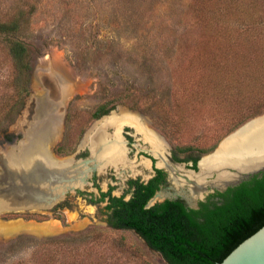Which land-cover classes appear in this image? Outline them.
<instances>
[{"label":"rangeland","instance_id":"374dc122","mask_svg":"<svg viewBox=\"0 0 264 264\" xmlns=\"http://www.w3.org/2000/svg\"><path fill=\"white\" fill-rule=\"evenodd\" d=\"M20 8L26 10L23 33L37 50L23 104L13 121L0 124V134L21 117L35 92V70L49 62L71 84L53 148L61 157L67 156L57 152L61 143L74 147L67 153L73 155L100 134L106 140V128L113 126L104 122L111 116L138 117L174 151V144L208 146L221 138L218 147L264 114L254 115L264 108V86L253 83L248 98L244 75L230 74L229 67L240 58L264 59V0H0V17ZM19 80L18 68L1 52L0 102H14ZM125 94L128 103L99 117L104 121L94 118L101 103ZM178 155L191 160L189 153ZM51 210L0 215V264L47 263V250H62L68 264H168L134 231L107 226L82 199L62 212Z\"/></svg>","mask_w":264,"mask_h":264},{"label":"water","instance_id":"95a60500","mask_svg":"<svg viewBox=\"0 0 264 264\" xmlns=\"http://www.w3.org/2000/svg\"><path fill=\"white\" fill-rule=\"evenodd\" d=\"M48 64L35 70V92L29 94L21 117L8 131L20 134L21 138L7 142L5 134H0V215L11 211H49L64 200L68 192L91 183L89 178L93 172L103 166L93 150L89 157L79 159L75 158V154L61 157L54 152L64 127L71 84L65 75L54 69L52 62ZM255 121L260 126L247 137L250 141L244 148L239 146L236 152H226V157H214L227 138ZM44 138L45 143L41 146ZM45 146L47 155L43 151ZM166 155L176 169L172 172L173 168L163 165L173 174L171 180L178 187L174 196L179 195L197 207L198 201L204 200L211 192H224L255 175L262 176L264 114L225 137L212 153L200 159L197 169L188 168L175 160L169 150ZM206 158L210 161L204 167ZM165 195L156 194L146 207L153 206ZM217 264H264V225Z\"/></svg>","mask_w":264,"mask_h":264},{"label":"trees","instance_id":"16d2710c","mask_svg":"<svg viewBox=\"0 0 264 264\" xmlns=\"http://www.w3.org/2000/svg\"><path fill=\"white\" fill-rule=\"evenodd\" d=\"M25 12L26 10L20 8L12 13V16L6 17V14V18L0 17V53L7 55L8 59L14 63L21 79L19 80L18 97L14 102L7 105L6 96L4 101L0 102V124L9 118L10 122L15 119L23 104L20 98L25 95L26 85L31 77L32 65L29 63L37 48L23 33L21 26H26ZM252 21L255 22V20ZM239 64H241L240 68H238ZM239 64L236 60L229 62L230 74L235 72V74L244 75V79L247 80L245 86L250 90V93H247L249 98L251 90L256 88L253 83H261L264 86V59L243 61L240 58ZM244 65H246L245 69H243ZM127 98H130V94L117 96L101 103L93 113L94 118H99L110 112L120 102L128 103L129 99ZM261 105L263 106V104ZM132 106H136L135 103ZM261 112H264V108L254 112V115ZM252 116L253 114L249 117ZM239 123L236 126H239ZM220 139H216L208 146L174 144V153L178 157V154L189 153V158L194 161V168H196L197 161L201 156L213 151ZM73 148L69 147L67 143H61L57 152L60 154L70 153ZM179 159L183 160L180 157ZM218 194L221 197L219 202L206 203L202 201L200 208L192 209L191 212H187L186 208H183L178 213L160 212L157 216L154 214L151 216L150 213L154 207L141 206V214L126 220L122 212H117V220L110 222V227L114 229H120L122 226L135 228L168 264H217L223 261L243 240L264 225V173L262 176L255 175L235 187L218 192ZM71 234L75 235L76 233ZM62 239L61 237L56 238V243L60 244L63 242ZM44 243L49 242L45 240ZM61 253L62 250L61 252L47 250V263L42 259L41 261L43 264H68L64 260L65 256H62ZM49 258L50 260H48Z\"/></svg>","mask_w":264,"mask_h":264},{"label":"flooded vegetation","instance_id":"af4514ba","mask_svg":"<svg viewBox=\"0 0 264 264\" xmlns=\"http://www.w3.org/2000/svg\"><path fill=\"white\" fill-rule=\"evenodd\" d=\"M104 115L107 117L111 114ZM105 117L102 119L104 120ZM102 119L99 121H102ZM96 131L94 130L92 134L94 135ZM106 133V142L108 143L116 144L115 139L117 138L121 140L125 147V161L117 163L118 165L115 162H111L109 165L95 170L89 178L91 183L74 192H68L65 199L56 204L51 211L62 212L64 209H70L73 202L82 199L88 205L95 207L96 216L110 227V222L117 220V212H122L125 220L138 216V214H141L140 207L144 206L146 208L149 200L158 193L166 195L162 200H158L151 206L154 207V210L150 213L151 216L153 214L157 216L160 212H168V214L170 212L178 213L183 208H186L187 212H191L192 209H199L202 201L212 203L221 200L218 192H211L205 196L204 200H199L198 206L195 207L181 196H174V193L178 192V187L171 180V175L173 174L163 165H160L162 152L160 149H156L157 143L154 142L155 140H160V142L162 140L157 136H151L143 127L141 130L140 126L137 128L132 124H124L119 135L116 134L115 127H107ZM4 134L7 142H13L15 139L21 138V135L17 133H8L6 131ZM96 138L93 139L95 140ZM92 146L93 141H90L83 147L81 146V150L76 149L77 151L75 150L72 154H75L76 159L89 157L93 150ZM169 152L175 160L184 163L188 168H194L192 159L180 160L174 151L171 150ZM64 155L71 154L66 153ZM200 159L194 169L198 168ZM176 174L179 175V172ZM32 211L27 210L25 214H29ZM120 229L134 231L147 243L145 238L135 228L122 226ZM147 245L155 250L148 243Z\"/></svg>","mask_w":264,"mask_h":264},{"label":"bare ground","instance_id":"6f19581e","mask_svg":"<svg viewBox=\"0 0 264 264\" xmlns=\"http://www.w3.org/2000/svg\"><path fill=\"white\" fill-rule=\"evenodd\" d=\"M104 121V120H103ZM106 125H111L116 128V134L119 135L121 126L124 124H132L136 126L137 128L146 127V125L140 122L138 117H131L129 115H120V116H111L109 118L105 119L104 122ZM260 124V123H259ZM256 121L248 124L242 131L238 132L235 136H232L230 138H227L221 145V148L219 149V154L215 155L214 157H226L227 153L226 152H236L239 150L240 147H243L250 141L247 137L251 135V132L254 133V131L260 126ZM105 133V132H104ZM154 137V136H153ZM156 137V135H155ZM117 142L116 144L114 143H108L106 142L104 138V134H100L97 136L95 140H93V146L92 149L95 151L96 158L98 162L103 165L102 167H105L109 165L111 162H115L116 164L120 162L125 161V154H124V148L121 143V140L119 138L115 139ZM42 142L45 143V138L44 140L42 139ZM154 142L157 143L156 149H160L162 152V159L160 162V165H165L172 169L174 166L168 162L166 151L167 149L164 147V144L160 140H155ZM240 146V147H239ZM43 151L45 152V155H47V147H45ZM210 159L206 158L203 162V166L206 167L208 166ZM117 164V165H118ZM211 165V164H209ZM176 170V169H175ZM174 168L172 172L175 171Z\"/></svg>","mask_w":264,"mask_h":264}]
</instances>
